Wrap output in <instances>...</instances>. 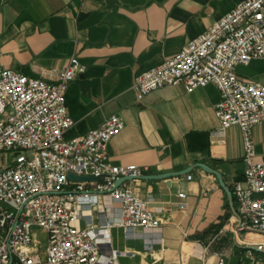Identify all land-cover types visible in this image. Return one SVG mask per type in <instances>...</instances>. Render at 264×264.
Segmentation results:
<instances>
[{
    "label": "crops",
    "instance_id": "0c3cea01",
    "mask_svg": "<svg viewBox=\"0 0 264 264\" xmlns=\"http://www.w3.org/2000/svg\"><path fill=\"white\" fill-rule=\"evenodd\" d=\"M116 1L105 8L104 0H0V68L53 82L76 57L85 72L67 86L65 107L74 125L65 137L83 135L116 114L124 127L107 144L111 165L156 175L203 163L219 172L230 190L242 178L243 145L238 127L219 132L216 87L207 84L186 93L181 85H166L137 100L132 80L243 0ZM235 72L264 86L263 59L238 65ZM251 136L254 159L264 162V122L252 128ZM186 174L132 181L135 194L156 209L160 225L112 229L110 243L123 252L115 264H217L219 259L263 264L264 252L252 245L251 235L233 232L237 218L215 175L199 167ZM106 208L111 215L117 204ZM82 216L80 225L87 216L103 219L88 206Z\"/></svg>",
    "mask_w": 264,
    "mask_h": 264
},
{
    "label": "built area",
    "instance_id": "2783aa9c",
    "mask_svg": "<svg viewBox=\"0 0 264 264\" xmlns=\"http://www.w3.org/2000/svg\"><path fill=\"white\" fill-rule=\"evenodd\" d=\"M256 58L264 60V0H243L177 53L135 73L132 89L140 100L166 85H181L186 93L216 87L219 132L238 127L243 145L242 178L230 189L240 217L233 232L250 234L252 245L264 252V162L254 159L251 136L264 122V86L235 72ZM84 72L74 56L53 82L0 68V152L14 154L0 167V264H115L123 252L110 243L112 229L159 228L156 209L132 187L145 168L108 161L107 144L124 127L118 115L83 135L65 137L74 125L65 107L67 86ZM68 173L93 179L72 180ZM126 176L133 179L114 186ZM110 203L117 204L111 215ZM84 206L97 208L102 221L87 216L80 225ZM33 228L45 234L41 250Z\"/></svg>",
    "mask_w": 264,
    "mask_h": 264
},
{
    "label": "water",
    "instance_id": "95a60500",
    "mask_svg": "<svg viewBox=\"0 0 264 264\" xmlns=\"http://www.w3.org/2000/svg\"><path fill=\"white\" fill-rule=\"evenodd\" d=\"M105 2V8H110L113 4L117 3L116 0H104ZM194 167H199L201 169H203L206 172L212 173L213 175H215V177L217 178L220 186L224 189V191L226 192L227 195V199H228V204L230 207L231 212L233 213V215L237 218V220H240V217L238 216V214L236 213L234 207H233V199H232V195L230 190L225 186L224 182L222 181L221 175L219 172L207 167L206 165H204L203 163H195L194 165L190 166V167H186L182 170L179 171H171V172H165V173H160V174H156V175H142L138 178L141 179H161V178H167V177H175V176H180V175H184L186 173H188L192 168ZM68 178L72 179V180H85V179H93L91 177H83V176H75L71 173H68ZM133 179V177L131 176H126V177H120L119 179H117L114 183V186H117L120 182L125 181V180H131ZM239 225V223H238Z\"/></svg>",
    "mask_w": 264,
    "mask_h": 264
},
{
    "label": "rangeland",
    "instance_id": "374dc122",
    "mask_svg": "<svg viewBox=\"0 0 264 264\" xmlns=\"http://www.w3.org/2000/svg\"><path fill=\"white\" fill-rule=\"evenodd\" d=\"M14 158V154L11 152H0V167H5L9 165ZM35 232V239L39 241L38 243V250H41L44 247V237L45 234L39 230L33 228Z\"/></svg>",
    "mask_w": 264,
    "mask_h": 264
}]
</instances>
